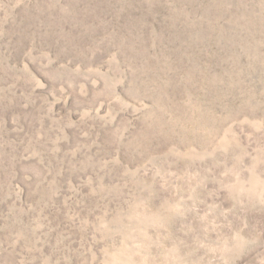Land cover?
Here are the masks:
<instances>
[{
    "label": "rangeland",
    "instance_id": "1",
    "mask_svg": "<svg viewBox=\"0 0 264 264\" xmlns=\"http://www.w3.org/2000/svg\"><path fill=\"white\" fill-rule=\"evenodd\" d=\"M0 264H264V0H0Z\"/></svg>",
    "mask_w": 264,
    "mask_h": 264
}]
</instances>
